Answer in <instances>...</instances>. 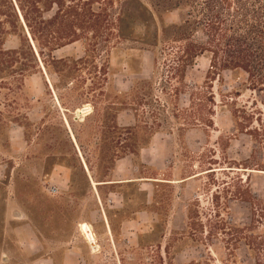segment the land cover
Wrapping results in <instances>:
<instances>
[{"label":"rangeland","instance_id":"374dc122","mask_svg":"<svg viewBox=\"0 0 264 264\" xmlns=\"http://www.w3.org/2000/svg\"><path fill=\"white\" fill-rule=\"evenodd\" d=\"M87 3L106 14L99 33L50 56L24 41L0 66V264L56 258L68 241L86 264H264V247L213 232L251 225L247 186L264 199V94L211 74L207 54L180 62L167 35L196 12L177 0Z\"/></svg>","mask_w":264,"mask_h":264},{"label":"trees","instance_id":"16d2710c","mask_svg":"<svg viewBox=\"0 0 264 264\" xmlns=\"http://www.w3.org/2000/svg\"><path fill=\"white\" fill-rule=\"evenodd\" d=\"M87 1L0 0V66L16 62L9 57L18 54L16 49H21L24 41L33 49L35 44L38 50L46 49L50 56L60 48L80 42L83 33L89 29L99 33L106 14L104 10L101 13L92 11ZM243 1L203 0L197 8L195 0H177L176 9L190 8L196 12L195 18L184 19L180 25L172 26L173 35H166L176 39L171 40L172 43L183 44L180 62L207 54L211 74L241 73L246 87L264 94V5ZM48 14L51 15L46 18ZM197 33L204 38L200 43L193 42ZM10 36L18 39V48L5 49L6 39ZM4 57L9 58L8 61ZM240 199L251 207V225L234 227L219 219L213 232L229 245L243 242L248 247H264V235L254 236L251 228L259 223L257 219L264 218V199L255 200L248 186L246 196ZM215 217L219 218L216 212Z\"/></svg>","mask_w":264,"mask_h":264},{"label":"crops","instance_id":"0c3cea01","mask_svg":"<svg viewBox=\"0 0 264 264\" xmlns=\"http://www.w3.org/2000/svg\"><path fill=\"white\" fill-rule=\"evenodd\" d=\"M20 137H21V133L19 131L18 125L14 128H10V126L7 127V140L9 141L11 146H12V144L19 145ZM125 157H127V156H125ZM6 202L7 203L5 204V207H4V214L5 215H11L13 213H16L15 208L12 206V202L10 200H7V199H6ZM19 224L20 225H19L18 229H22L23 227L27 226V224H22V222H20ZM107 227H108V225H107ZM79 234L82 237L80 232H79ZM97 237L99 239L101 238V239L107 240V238H110L111 235H107L106 228H105V230H103L102 234H96V240H97ZM82 239H83V237H82ZM70 242L71 241H68L64 245V248L62 247L61 252L59 253L58 257H56V258L53 256L42 257V258L37 259L34 262H32V264H86L85 263V256H84V254H82L81 249L77 248V247H70V245H69ZM97 244H98V242H97ZM99 250H100V246H99V249L97 251H99Z\"/></svg>","mask_w":264,"mask_h":264},{"label":"bare ground","instance_id":"6f19581e","mask_svg":"<svg viewBox=\"0 0 264 264\" xmlns=\"http://www.w3.org/2000/svg\"><path fill=\"white\" fill-rule=\"evenodd\" d=\"M92 228V227H91ZM81 230H82V232H83V235H84V237H85V240L86 239H88L89 240V242H90V244H92V239H90V236H89V233H88V231H87V229H86V227H85V225H82L81 226ZM92 231V230H91ZM90 232V231H89ZM95 236V235H94ZM94 239V238H93ZM95 240V239H94ZM94 244V243H93ZM93 246H95V244L93 245ZM93 248V247H92ZM93 251H95V250H93Z\"/></svg>","mask_w":264,"mask_h":264},{"label":"built area","instance_id":"2783aa9c","mask_svg":"<svg viewBox=\"0 0 264 264\" xmlns=\"http://www.w3.org/2000/svg\"><path fill=\"white\" fill-rule=\"evenodd\" d=\"M49 192H50L51 195H55V194H57V188L51 187Z\"/></svg>","mask_w":264,"mask_h":264},{"label":"water","instance_id":"95a60500","mask_svg":"<svg viewBox=\"0 0 264 264\" xmlns=\"http://www.w3.org/2000/svg\"><path fill=\"white\" fill-rule=\"evenodd\" d=\"M27 37H28V39H29V42H30V38H29L28 34H27ZM109 183H111V182H109ZM107 229H108V228H107Z\"/></svg>","mask_w":264,"mask_h":264}]
</instances>
